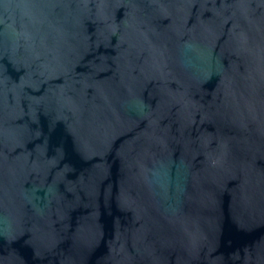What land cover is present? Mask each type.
I'll use <instances>...</instances> for the list:
<instances>
[{
  "label": "water",
  "instance_id": "water-1",
  "mask_svg": "<svg viewBox=\"0 0 264 264\" xmlns=\"http://www.w3.org/2000/svg\"><path fill=\"white\" fill-rule=\"evenodd\" d=\"M0 264H264V0H0Z\"/></svg>",
  "mask_w": 264,
  "mask_h": 264
}]
</instances>
